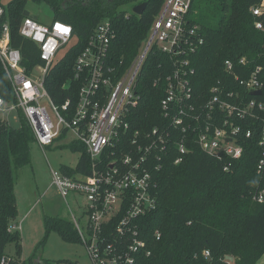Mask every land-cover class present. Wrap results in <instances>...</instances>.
Wrapping results in <instances>:
<instances>
[{
    "label": "trees",
    "instance_id": "obj_1",
    "mask_svg": "<svg viewBox=\"0 0 264 264\" xmlns=\"http://www.w3.org/2000/svg\"><path fill=\"white\" fill-rule=\"evenodd\" d=\"M5 1L0 0L4 9L1 26L8 25L10 47L20 51L21 65L28 73L44 65L39 46L20 35V27L29 17L26 15L28 4L45 5L53 21L72 26L76 43L45 80L46 90L59 105L67 99L72 105L78 101L80 83L74 79V66L100 23L109 22L114 31L115 37L109 46L110 59L114 64L128 67L140 54L164 5V0H8L6 4ZM141 4H146L143 14L134 15L131 9ZM263 4L264 0L191 1L188 20L199 27L205 40L191 59L196 72L192 85L197 96L208 97L210 89L220 81L224 85L229 82L242 93L234 76L243 79L244 68L249 74L260 68L258 77L263 89L255 100L264 106V15L255 17L252 13L254 7ZM258 21L263 24L262 30L255 26ZM242 60L245 63H241ZM226 62L233 64V73L226 71ZM166 64H171L169 57L155 49L144 62L136 83L140 100L126 117L131 136L172 123L164 117L160 106L168 76V72H162ZM243 94L246 100L254 99L249 92ZM0 98L7 106L18 102L1 62ZM17 117L18 127L0 117V264L3 261L5 264H41L19 256L22 239L17 222V172L30 164L31 146L36 139L21 110ZM263 120L264 111L259 119L248 122L254 137L241 139L244 154L239 160L226 157L218 160L209 156L190 135L187 154L181 163L175 164L180 157L178 144L183 134L181 129H171L174 139L168 153L162 154L161 161L156 162L161 169L152 174L157 209L142 220V232L152 252L142 264H227L226 257H233L235 264H257L264 258V202L255 201V195L264 187V180L257 173L262 156L259 140ZM73 147L81 152L79 164L76 170L66 168L63 172L69 176L77 172L88 174L86 148L78 142ZM227 165L229 171H224ZM45 225L47 233L57 232L65 241L79 242L70 223L47 217ZM157 232L161 233L160 240L156 239ZM11 244L16 247L15 256L6 254ZM205 251L210 252V258L203 256Z\"/></svg>",
    "mask_w": 264,
    "mask_h": 264
},
{
    "label": "built area",
    "instance_id": "obj_2",
    "mask_svg": "<svg viewBox=\"0 0 264 264\" xmlns=\"http://www.w3.org/2000/svg\"><path fill=\"white\" fill-rule=\"evenodd\" d=\"M191 1L164 0L144 47L128 67L110 59L114 31L109 22L100 23L76 59L74 79L80 83V89L74 105L70 99L63 105L57 104L45 87L46 77L61 59L60 51L67 46L69 50L76 43L72 26L61 21L42 25L31 17L24 20L20 35L39 46L44 62L28 73L21 65L20 51L10 47L8 25L1 26L4 9L0 6V62L18 101L7 106L0 98V117L21 110L42 149L53 145L63 134L74 135L76 142L86 148L88 174L77 172L69 176L52 170V176L65 201L70 194L77 200H86L81 220L72 217L91 264H142L152 255L142 232V220L157 209L152 174L161 169L156 162L168 153L174 139L171 129H181L183 134L175 164L181 163L187 154L190 135L209 156L239 160L244 154L241 139L254 137L248 122L259 119L264 111V106L255 100L260 96H253V92L263 89L258 77L260 68L252 74L244 68L243 79L234 76L242 93L229 82L224 85L220 81L210 89L208 97L195 94L192 81L196 72L191 59L205 40L199 27L188 20ZM252 13L255 17L263 16L264 4L254 7ZM255 26L263 29L260 21ZM153 49L171 61L162 67L163 74L168 72V76L160 106L164 117L172 123L131 136L126 117L139 103L136 83ZM233 67L230 62L225 63L228 73H233ZM243 92H249L254 99L246 100ZM259 146L262 156L257 173L264 180V120ZM229 168L225 166L224 171ZM255 201L264 202V187L255 195ZM155 236L160 240L161 233ZM203 256L210 258V252L205 251ZM225 261L235 264V259L231 262L229 257Z\"/></svg>",
    "mask_w": 264,
    "mask_h": 264
},
{
    "label": "rangeland",
    "instance_id": "obj_3",
    "mask_svg": "<svg viewBox=\"0 0 264 264\" xmlns=\"http://www.w3.org/2000/svg\"><path fill=\"white\" fill-rule=\"evenodd\" d=\"M7 2L8 0L4 3ZM133 9H131L132 13L136 15ZM26 15L39 20L42 25L49 26L53 22L52 13L45 5L29 3ZM68 48L67 46L60 51L59 59L64 56ZM2 120L14 127L19 126L16 112L4 114ZM75 142L72 134L59 137L53 145L44 149L34 142L31 146L30 164L17 172L15 193L18 204V231L22 239L19 256L22 260L34 259L41 264H91L84 245L65 241L57 232L47 233L45 225L47 217L59 218L70 223L73 228L72 216L81 220L86 200L84 198L77 200L73 194H70L65 201L53 184L52 176V170L63 173L66 168L76 169L81 152L74 149ZM16 251L15 245L11 244L7 247L6 254L15 256ZM257 264H264V258Z\"/></svg>",
    "mask_w": 264,
    "mask_h": 264
},
{
    "label": "water",
    "instance_id": "obj_4",
    "mask_svg": "<svg viewBox=\"0 0 264 264\" xmlns=\"http://www.w3.org/2000/svg\"><path fill=\"white\" fill-rule=\"evenodd\" d=\"M145 8H146V4H141V5L137 6V7H135V8L133 9V12H134L136 15L141 16V15L143 14ZM261 94H262L261 91L253 92V96H260ZM233 260H234L233 257H229V261L232 262Z\"/></svg>",
    "mask_w": 264,
    "mask_h": 264
},
{
    "label": "snow or ice",
    "instance_id": "obj_5",
    "mask_svg": "<svg viewBox=\"0 0 264 264\" xmlns=\"http://www.w3.org/2000/svg\"><path fill=\"white\" fill-rule=\"evenodd\" d=\"M64 31H67V29H63Z\"/></svg>",
    "mask_w": 264,
    "mask_h": 264
}]
</instances>
